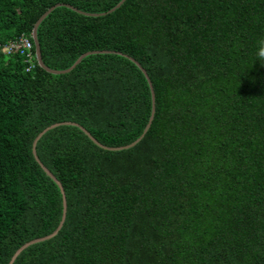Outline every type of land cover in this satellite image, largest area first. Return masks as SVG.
Wrapping results in <instances>:
<instances>
[{
	"label": "trees",
	"instance_id": "16d2710c",
	"mask_svg": "<svg viewBox=\"0 0 264 264\" xmlns=\"http://www.w3.org/2000/svg\"><path fill=\"white\" fill-rule=\"evenodd\" d=\"M118 1L0 0V264L61 219L35 156L65 214L11 264H264V0L56 6L45 67L109 52L38 65L47 8Z\"/></svg>",
	"mask_w": 264,
	"mask_h": 264
},
{
	"label": "water",
	"instance_id": "95a60500",
	"mask_svg": "<svg viewBox=\"0 0 264 264\" xmlns=\"http://www.w3.org/2000/svg\"><path fill=\"white\" fill-rule=\"evenodd\" d=\"M123 2V0H120L118 1L113 7L109 8L108 10L104 11V12H99V13H88V12H83L77 8H75L74 6L70 5V4H66V3H56L52 6H50L49 8L46 9V11H44L39 17L38 19L35 21L33 27H32V30H31V38L34 42V46H35V57H36V61L38 63V65L40 67H42L43 69H45L46 71L48 72H51V73H62V72H66L68 71L69 69L73 68L85 55H88V54H92V53H97V52H109L107 50H101V51H96V50H92V51H86L82 54H80L76 59L75 61L73 62V64L67 68V69H64V70H51V69H48L47 67H45L41 61V58H40V54H39V50H38V46H37V42H36V34H35V30H36V26L38 25V23L41 21V19H43L54 7L56 6H64V7H67L79 14H82V15H86V16H102V15H105L111 11H113L116 7H118L121 3ZM119 53V52H117ZM121 54V53H119ZM124 57L128 58L130 61H132L136 67L140 70V72L143 74L146 82H147V85L149 87V93H150V99H151V112H150V117H149V120H148V123L146 124L145 128L143 131H145L151 121V118H152V115H153V110H154V101H153V91H152V87H151V83L149 81V78L145 72V70L130 56L126 55V54H122ZM64 124H73L77 127H79L89 138L90 140L96 144L97 146L103 148V149H106V150H120V149H125V148H128L130 146H132L133 144L136 143V141L142 136V134L136 138L135 140H133L132 142L128 143V144H125L123 146H116V147H108V146H104L102 145L101 143H99L97 140H95L82 126L78 125L77 123H71V122H63ZM45 131V129H43L42 131H40L37 135L36 138H38L43 132ZM33 151V150H32ZM35 159L36 161L39 163V166L42 168V170L46 173V175H48L55 183L56 185L58 186L59 190H60V193H61V219H60V222L57 226V228L50 234L48 235H45V236H42V237H39V238H36V239H33V240H30L28 242H25L23 243L21 246H19L14 252L13 254L11 255L9 261L7 264H11L13 262V260L16 258V256L19 254V252L21 250H23L26 246L32 244V243H35V242H39V241H42V240H45L47 238H50L51 236H53L57 229L60 227V225L62 224V221H63V218H64V214H65V199H64V195H63V191H62V188H61V185L59 183L58 180L55 179V177L52 175V173L45 167L43 166L39 159L35 156Z\"/></svg>",
	"mask_w": 264,
	"mask_h": 264
},
{
	"label": "clouds",
	"instance_id": "9594fccd",
	"mask_svg": "<svg viewBox=\"0 0 264 264\" xmlns=\"http://www.w3.org/2000/svg\"><path fill=\"white\" fill-rule=\"evenodd\" d=\"M9 45L7 46L8 49H7V51L5 53L9 52L10 50L14 51V50H16L19 47V46H16L13 49H10ZM257 55H258V58L260 60H264V40L259 41V47H258Z\"/></svg>",
	"mask_w": 264,
	"mask_h": 264
},
{
	"label": "built area",
	"instance_id": "2783aa9c",
	"mask_svg": "<svg viewBox=\"0 0 264 264\" xmlns=\"http://www.w3.org/2000/svg\"><path fill=\"white\" fill-rule=\"evenodd\" d=\"M20 41H21V43H22L25 47H28V42H27L26 40H20ZM20 41H19V42H20ZM16 46H19L18 41H17V44H15V43H11V44L9 45L10 49H13V48L16 47Z\"/></svg>",
	"mask_w": 264,
	"mask_h": 264
},
{
	"label": "rangeland",
	"instance_id": "374dc122",
	"mask_svg": "<svg viewBox=\"0 0 264 264\" xmlns=\"http://www.w3.org/2000/svg\"><path fill=\"white\" fill-rule=\"evenodd\" d=\"M104 12V11H103Z\"/></svg>",
	"mask_w": 264,
	"mask_h": 264
}]
</instances>
